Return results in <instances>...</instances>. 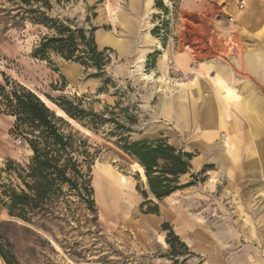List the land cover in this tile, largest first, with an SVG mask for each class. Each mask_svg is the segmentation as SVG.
<instances>
[{"label": "rangeland", "instance_id": "rangeland-1", "mask_svg": "<svg viewBox=\"0 0 264 264\" xmlns=\"http://www.w3.org/2000/svg\"><path fill=\"white\" fill-rule=\"evenodd\" d=\"M49 2L52 8L41 10L50 17L95 29L98 50H108V64L100 72L54 53L47 61L33 58L48 30L25 17L28 6L0 0V86L7 93L17 84L31 90L67 120L53 100L65 98L100 116L93 129L70 122L88 138L94 155L90 180L97 215L73 198L71 210L79 222L63 208L69 220L59 223L62 229L52 227L54 238L8 225L20 263L264 264V166L247 156L238 166L233 131L228 134L218 116L206 115L205 102L218 97L219 69H226L232 93L243 90L248 79L246 86L251 83L255 94L264 95V62L250 73L237 66L250 57L264 59V0ZM32 6L42 5L32 0ZM214 104L218 111V99ZM6 113L0 99V175L3 183L18 184L15 175L2 171L8 162L25 165L30 151L10 134L15 118ZM257 134L264 158V126ZM121 136L166 139L192 154L190 172L180 178L183 188L157 200L136 162L117 145ZM225 139L233 141L230 149ZM218 154L223 169L209 161ZM98 170L124 184L118 195L131 203L129 213L102 206L94 182ZM156 207L158 212L150 213ZM0 221H10L5 210ZM0 264H6L1 257Z\"/></svg>", "mask_w": 264, "mask_h": 264}, {"label": "trees", "instance_id": "trees-1", "mask_svg": "<svg viewBox=\"0 0 264 264\" xmlns=\"http://www.w3.org/2000/svg\"><path fill=\"white\" fill-rule=\"evenodd\" d=\"M12 1L28 6L22 10L25 17L48 30L35 48L33 58L47 61L49 53H54L100 72L108 64V50H98L95 29L88 31L69 19L50 17L41 10L42 7L47 11L52 8L49 0H33L41 3L37 8L32 6V0ZM0 91L6 114L15 118L10 134L20 138L30 151L25 165L8 162L2 171L15 175L18 184L3 183L0 175V213L5 210L10 218V221H0V257L6 264H21L9 237L8 225L22 224L23 229L35 237L40 238L42 232L54 238L52 227L62 229L59 223L69 220L61 213L63 208L79 222L71 210L76 204L73 198L97 215L90 180L94 155L88 138L73 128L69 120L92 129L102 120L98 114L81 109L65 98L53 100L67 120L58 116L34 92L18 84L12 92L7 93L1 86ZM117 145L143 168L150 192L157 200L183 188L180 178L190 172L192 154L177 149L166 139L130 140L121 136ZM157 212L156 207L150 213ZM166 227L169 225L165 224ZM27 252L33 254L36 250L27 248Z\"/></svg>", "mask_w": 264, "mask_h": 264}, {"label": "bare ground", "instance_id": "bare-ground-1", "mask_svg": "<svg viewBox=\"0 0 264 264\" xmlns=\"http://www.w3.org/2000/svg\"><path fill=\"white\" fill-rule=\"evenodd\" d=\"M263 62H264V59L259 55L258 57L257 56L250 57L248 60H242V61L240 60L237 62V66L240 68L246 67V70L249 71L250 73V72L255 71V69L261 68V65H263ZM141 78L149 79V76L142 73ZM239 78H242V76H240ZM246 80L247 81H244L245 88L243 90H238L236 91V93H232L231 90L227 89L222 94L218 93V97H215V98L220 100L224 104L221 107L224 110V113H225L224 115L226 116V119H229L232 115L231 117L232 119L227 121V126L225 130L228 131V134L231 133V131H233L234 133L233 140L236 143L235 151H236V157L238 160V166L239 167L242 166L243 159L244 157L247 156V158L251 157L254 160L255 165H260V169L262 168L263 170L264 158L259 149L260 148L259 147V137H258L257 131L259 130L260 126H264V95L255 94L254 90L251 89L250 87L251 83L246 86V82H249L250 80L248 79ZM248 86L250 88H248ZM260 90L263 93L264 86ZM223 94H225L226 96L221 97L223 96ZM213 98L214 96L205 98L206 109H207L206 115L211 120H213L217 116L216 109L213 106L215 105ZM228 109L230 110L228 111ZM69 121L73 122L72 120H69ZM228 134L226 137L228 140H230ZM228 140L225 141V143H227L230 149L231 143L233 141L231 143H228ZM248 142H251V143L250 145L246 146ZM209 161L212 163H217L218 166L221 167L222 169L225 168L224 167L225 164L220 159L219 154L216 156H212L209 159ZM136 166L138 167L139 169L138 171L143 177V179L146 180L143 168L137 163H136ZM94 182H95L96 188L99 191L98 192L99 195L97 196V199L100 201L103 207H106L107 211L110 212L111 210H114L115 213H120V214L130 212L131 203L129 202L126 203V202H123L122 199H119L118 193L123 195L121 188L125 186H123L124 185L123 184L120 187L119 180L116 177H114L112 174H106L104 171L98 170ZM108 185L109 187L106 189L105 187ZM110 185H113V186H110ZM114 185H116L119 188H116ZM104 188L106 190H104Z\"/></svg>", "mask_w": 264, "mask_h": 264}, {"label": "crops", "instance_id": "crops-1", "mask_svg": "<svg viewBox=\"0 0 264 264\" xmlns=\"http://www.w3.org/2000/svg\"><path fill=\"white\" fill-rule=\"evenodd\" d=\"M220 71H219V75H218V85H216V87H217V89H216V91L219 93V94H222L223 92H225L227 89H229L230 90V88H231V86L229 85V83H227V76H225L224 74H225V71H226V69H219ZM221 75L223 76V77H221ZM225 77V78H224ZM214 100H215V97L213 98ZM218 111L216 110V113H217V116H218V120L220 121V123H221V125L222 126H226L227 125V120L228 119H226V116L224 115V110H223V108L221 107L222 105H221V103H220V100H218ZM230 109H228V111H229ZM226 120V121H225ZM169 198V197H168Z\"/></svg>", "mask_w": 264, "mask_h": 264}]
</instances>
